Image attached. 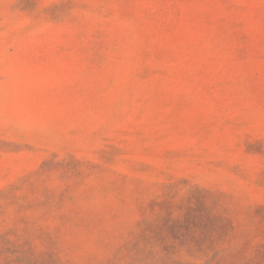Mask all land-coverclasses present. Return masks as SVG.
<instances>
[{
  "label": "rangeland",
  "instance_id": "obj_1",
  "mask_svg": "<svg viewBox=\"0 0 264 264\" xmlns=\"http://www.w3.org/2000/svg\"><path fill=\"white\" fill-rule=\"evenodd\" d=\"M0 264H264V0H0Z\"/></svg>",
  "mask_w": 264,
  "mask_h": 264
}]
</instances>
